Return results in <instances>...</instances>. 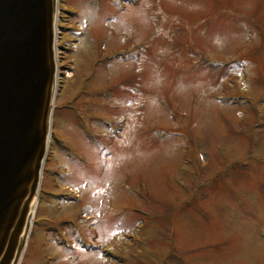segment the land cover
<instances>
[{"label": "rangeland", "instance_id": "1", "mask_svg": "<svg viewBox=\"0 0 264 264\" xmlns=\"http://www.w3.org/2000/svg\"><path fill=\"white\" fill-rule=\"evenodd\" d=\"M58 8L21 263L264 264V0Z\"/></svg>", "mask_w": 264, "mask_h": 264}, {"label": "water", "instance_id": "2", "mask_svg": "<svg viewBox=\"0 0 264 264\" xmlns=\"http://www.w3.org/2000/svg\"><path fill=\"white\" fill-rule=\"evenodd\" d=\"M59 0H0V264H21L58 84Z\"/></svg>", "mask_w": 264, "mask_h": 264}, {"label": "flooded vegetation", "instance_id": "3", "mask_svg": "<svg viewBox=\"0 0 264 264\" xmlns=\"http://www.w3.org/2000/svg\"><path fill=\"white\" fill-rule=\"evenodd\" d=\"M55 108H56V107H55ZM40 201H41V200H40ZM40 201H39V202H40ZM36 215H37V212H36ZM28 243H30V241H29V240H28ZM27 245H28V244H27ZM26 250H27V249H26ZM25 252H26V251H25ZM21 264H22V263H21ZM37 264H39V263H37Z\"/></svg>", "mask_w": 264, "mask_h": 264}]
</instances>
